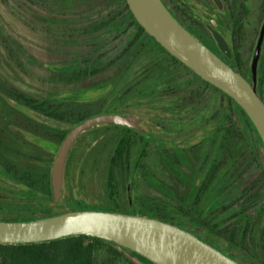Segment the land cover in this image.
<instances>
[{"label":"flooded vegetation","instance_id":"1","mask_svg":"<svg viewBox=\"0 0 264 264\" xmlns=\"http://www.w3.org/2000/svg\"><path fill=\"white\" fill-rule=\"evenodd\" d=\"M162 1L185 28L226 63L233 68L248 63L243 48L244 45L250 44V41H245L247 34L244 33L247 27L252 26L253 21L256 25L254 30L257 32L252 47L253 55L264 22V0H219V3L215 0ZM203 14L208 16L207 19H204ZM128 20L134 28V33L129 36V43L124 49H128L126 54L122 53L121 56L133 54L132 59L124 62L119 58L108 63L107 67L121 61L123 64L118 66V73L123 76L126 73L136 74L139 77L132 76L134 87L130 86L121 98L117 96L107 102L122 103L121 110L108 111L102 108L98 111L132 113L143 119L140 127L145 130V134L126 127L107 125L110 126L105 129L110 160L117 154L118 145L124 142L125 146L130 145L126 142L127 136L133 138L136 144L139 143V149L131 158L123 152L122 161L130 162L134 170L127 167L126 172H121L123 179L131 181V193L136 187L137 179L147 184L148 178L163 180L171 176L177 203L176 216L182 217L181 213L186 214L190 228L180 224L177 226L200 239H205L206 243L239 264H245L244 259L247 258L259 259L264 264V227L258 230L260 220L264 222V204L257 207L254 213H250L255 200L263 197L264 172L260 179L236 194L239 186L237 184L243 173V157L228 155L227 113L235 110L228 109L227 95L185 67L171 66L170 61L157 64L161 66L158 70L161 79L155 85L156 93L149 96L144 89L141 90L150 62L146 59L147 43L152 46L154 44L148 37L140 34L131 17H128ZM236 25L242 27V34ZM213 31L225 38L231 48L232 57L219 47ZM242 35L244 36L240 39ZM133 40L136 43L130 48ZM261 66H264V44L259 69ZM177 71L182 74L177 75ZM248 76L249 74L245 78L248 79ZM126 78L128 80L131 77ZM0 80V95H6L4 99L15 102V83L4 77ZM256 86L264 100L263 80L259 76V70ZM134 91L138 103H133L130 99ZM4 104L0 98V139L5 140L6 146L10 147V152L5 155L13 164L15 193V147L18 145L16 141L24 140L17 134V130L22 128L15 124V109L12 111L3 107ZM28 112L30 114L31 111ZM233 119L237 121V129H242L241 120L237 116ZM240 135L242 136L241 132ZM240 145L241 142L236 148L237 151L241 149ZM169 166L171 173L168 172ZM126 197V211H133L136 198L131 196V203L129 202L127 188ZM254 238L258 242H253ZM253 243H257L260 254L253 251Z\"/></svg>","mask_w":264,"mask_h":264},{"label":"rangeland","instance_id":"2","mask_svg":"<svg viewBox=\"0 0 264 264\" xmlns=\"http://www.w3.org/2000/svg\"><path fill=\"white\" fill-rule=\"evenodd\" d=\"M111 1L113 0H0V79L4 77L8 81H12L15 83V87L29 93L32 98L41 96L52 100L55 104L71 103L77 111L86 112L90 116L95 115L94 113L97 114L98 110L102 108L108 111L121 110L122 103L109 104L107 102L117 96L121 98L130 86L134 87L135 81L132 76L136 74L126 73L123 76L118 73L120 70L118 66L123 64L121 61L110 67H105L108 63L117 61L119 58L124 62L132 59L133 54L123 57L121 55L125 53L124 49L129 43V36L134 33V28L128 20V17H131L129 12L120 10L122 3L115 4ZM114 11L118 12L114 20L101 29L95 28L114 15ZM251 23L252 26L247 27L244 33V35L247 34L245 41H250V44L244 45L243 48L248 57V64L252 59V47L257 34L254 30L255 23L253 21ZM240 33H243V29ZM240 46L242 45L240 44ZM155 51L158 52L157 49ZM146 57L149 60L150 54L147 53ZM84 69L96 70L97 73L82 83L68 84L66 82L72 73ZM180 74L182 72L177 71V75ZM151 76L153 77L152 83H157L161 79L157 72ZM126 77L131 78L127 80ZM138 77L136 75V78ZM147 83H143L144 86L139 85L143 86L141 90L147 91ZM134 92L131 93V96L136 98L137 94ZM132 102L137 103L134 100ZM6 104L12 111L15 109V112L26 115V111L16 102L6 99ZM232 120L234 122L231 124H228L227 121L228 155L243 157V173L237 184L239 185L237 194L261 178L260 176L264 172V154L260 147L256 149L257 154H255L243 146V141L240 140V131L236 127L237 121ZM234 125L236 131L229 130V128H234ZM18 130L17 133L24 140H15L18 144L17 148L21 152L29 154L34 152V147H39L53 156L55 155L58 145L43 143L27 130L20 128ZM106 132L107 130L101 126L82 135L76 142L74 160H77V168L72 182V199L68 204L65 202V205L58 210H76L77 200L83 202L86 207L106 208V175L111 157ZM240 142L241 149L237 151L236 148ZM123 172H126V169ZM3 179L9 186L1 183L0 180V220L19 221L36 218L33 213H21L18 207H6L8 201L23 204L29 202L32 197L29 191L16 183L14 193L11 180L5 177ZM143 182L137 179L136 187L131 193L133 198L141 195L163 197V194L156 191L148 182L147 184L145 181ZM152 182L157 185L160 183L172 184L171 176L165 177L163 180L153 178ZM162 184L160 185L162 186ZM68 194L65 181L64 195ZM47 202L48 200L45 201L46 204ZM254 203L250 213H254L257 207L264 204V194ZM126 206L123 203L124 213H127ZM55 213L58 214V212ZM181 214L182 217H178L175 213L173 222L190 228L187 215ZM259 226L258 230L260 231L264 227L262 219ZM253 242H258V240L254 238ZM251 247L256 254L261 253L257 243H253ZM126 255L137 264H149L130 253H126ZM244 263L263 264L259 259L253 258L244 259ZM115 264L126 263L120 260Z\"/></svg>","mask_w":264,"mask_h":264},{"label":"water","instance_id":"3","mask_svg":"<svg viewBox=\"0 0 264 264\" xmlns=\"http://www.w3.org/2000/svg\"><path fill=\"white\" fill-rule=\"evenodd\" d=\"M138 24L170 55L196 75L232 98L245 112L264 147V100L256 82L264 44V22L255 45L248 79L222 60L208 46L185 28L162 0H126ZM219 3V0H215ZM204 19H207V15ZM219 47L230 57L232 51L225 38L213 31ZM40 122L69 128L50 166L51 196L62 203L68 158L78 139L101 126L114 125L141 134L143 119L132 113L103 112L88 116L75 125L55 121L30 112ZM131 203V181L127 184ZM73 236L99 238L127 249L152 264H239L235 260L177 225L133 213L103 210L62 211L32 220H0L1 245H27L50 242Z\"/></svg>","mask_w":264,"mask_h":264},{"label":"trees","instance_id":"4","mask_svg":"<svg viewBox=\"0 0 264 264\" xmlns=\"http://www.w3.org/2000/svg\"><path fill=\"white\" fill-rule=\"evenodd\" d=\"M115 4L121 2V12L128 11L132 21H134L137 27L142 33L150 40L152 44L147 43V53L150 54L149 64H148V73L144 77L143 83H147V93L149 96L156 93L155 85L157 83H152L153 77L151 74L158 73V70L161 66L157 64L164 61H170L171 66H183L191 73L196 75L191 69L186 67L178 59L170 55L156 40L148 35L143 27H141L136 19L134 18L132 12L129 9L126 0H113ZM114 15H111L108 20L100 23L95 28L101 29L109 24L112 20L117 17V13L114 11ZM241 31L242 27H238ZM136 43L135 40L130 45ZM155 46V48H154ZM157 47V48H156ZM157 49L158 52L155 51ZM128 49H126L125 53ZM162 55V57H161ZM167 57H166V56ZM157 59V60H156ZM107 68V66L105 67ZM242 77H246L249 74V64L240 65L237 68H234ZM97 71L84 69L78 72L72 73L68 77V84L72 83H82L88 77L96 75ZM159 75V73H158ZM199 77L198 75H196ZM259 76L263 80L264 85V66H261L259 69ZM2 101L5 103L4 106L8 107L6 104V95H0ZM131 100L136 101L134 96L130 97ZM15 102L22 106L26 115L23 113L15 112L16 119L15 124L20 126L22 129L27 130L29 133L40 139L43 143L49 145H60L65 135L68 133L69 128H62L60 126H52L43 122H40L28 111L36 112L40 115L53 119L55 121L62 122L67 125H75L79 123L84 118L90 116L86 112L77 111L73 108L70 103H60L55 104L52 100L38 96L37 98L30 97V94L25 92L18 87H15ZM138 103V101H136ZM228 109H233L235 111H228L227 121L228 124L234 122L233 117H238L242 123V129H239L242 133L240 140L243 141V146L249 148L252 152L257 154L259 147L261 152L264 154V147L261 143L260 137L253 124L246 116L245 112L241 107L235 103V101L227 95ZM98 113H101L100 111ZM96 114V113H94ZM22 115V116H21ZM25 117V118H24ZM105 129H109L110 126H103ZM235 130L234 128H229V130ZM95 130V129H94ZM19 132V130H17ZM93 131V130H92ZM87 132L85 134H88ZM18 134V133H17ZM83 134V135H85ZM130 145L125 146V142L121 143L117 147V154L112 157L109 162L107 169V206L106 208H93L86 207L83 202L76 201L77 206L76 210H103V211H114V212H123L122 205L125 203L127 205L128 200L126 197V188H127V179L121 177V172L127 168L134 170L130 162H123L122 155L123 152H126L129 158H131L135 151L139 149V143L136 144L133 138L127 136V140ZM6 141L0 139V180L1 183L6 184L5 178L11 180V184L14 181L13 173V164L10 159H7L5 153L10 152V147L6 146ZM76 146V145H75ZM75 146L68 158L65 172V181L67 184V189L69 191L68 195H64L62 203L56 205L51 196L50 188V166L49 163L53 161L54 156L45 150L34 147V152L29 154L21 152V150L15 147V183L22 185L26 191L30 192L32 199L27 203L14 202L11 203L8 201L6 207H18L21 213H33L37 218L48 217L54 214L55 212H62L58 210L62 206L70 203L72 199V182L74 180V173L77 168V160H74L75 156ZM57 147V148H58ZM139 164V163H138ZM168 172L171 173L170 167ZM147 182L151 187L156 191L161 192L163 197H152V196H138L136 197V205L134 206L133 214L144 215L152 218L159 219L161 221L177 225L173 222V216L176 213L177 203L174 198L172 184L167 185L166 183L154 184L152 178H148ZM67 199H69L67 201ZM6 200V199H5ZM48 200L47 204L45 201ZM57 208V211L55 209ZM185 213V211H182ZM20 213V212H19ZM129 213V211H127ZM32 220V219H31ZM179 227V226H178ZM126 253H130L137 258L146 261L149 264V261L143 257L127 250L122 247L115 245L114 243L93 237L87 236H73L68 238H63L59 240H54L50 242H43L37 244H27V245H1L0 244V264H115L118 261H124L126 264H137L135 261L131 260Z\"/></svg>","mask_w":264,"mask_h":264}]
</instances>
